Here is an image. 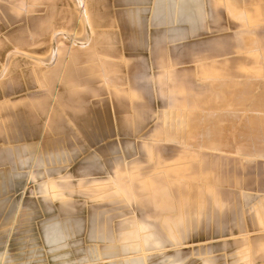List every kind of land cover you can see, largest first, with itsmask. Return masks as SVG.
Here are the masks:
<instances>
[{
    "label": "rangeland",
    "instance_id": "1",
    "mask_svg": "<svg viewBox=\"0 0 264 264\" xmlns=\"http://www.w3.org/2000/svg\"><path fill=\"white\" fill-rule=\"evenodd\" d=\"M0 264H264V0H0Z\"/></svg>",
    "mask_w": 264,
    "mask_h": 264
},
{
    "label": "crops",
    "instance_id": "2",
    "mask_svg": "<svg viewBox=\"0 0 264 264\" xmlns=\"http://www.w3.org/2000/svg\"><path fill=\"white\" fill-rule=\"evenodd\" d=\"M191 1H192V2H191ZM183 2H184V3H185V2H186V3H187V2L194 3V2H195V0H183ZM188 17H190V16H188ZM191 18H192V17H191ZM193 24H195V25H196L197 23L195 22V23H193Z\"/></svg>",
    "mask_w": 264,
    "mask_h": 264
},
{
    "label": "bare ground",
    "instance_id": "3",
    "mask_svg": "<svg viewBox=\"0 0 264 264\" xmlns=\"http://www.w3.org/2000/svg\"><path fill=\"white\" fill-rule=\"evenodd\" d=\"M189 20V19H188Z\"/></svg>",
    "mask_w": 264,
    "mask_h": 264
}]
</instances>
